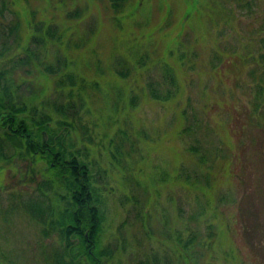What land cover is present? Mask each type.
I'll use <instances>...</instances> for the list:
<instances>
[{
    "label": "rangeland",
    "instance_id": "374dc122",
    "mask_svg": "<svg viewBox=\"0 0 264 264\" xmlns=\"http://www.w3.org/2000/svg\"><path fill=\"white\" fill-rule=\"evenodd\" d=\"M123 11L109 0H0V70L18 92L88 102L66 111L89 125L71 139L101 196L103 264H264V0H128ZM42 21L54 40L36 38ZM66 51L75 83L57 85L42 68ZM8 171L0 264H54L59 236L22 207L35 181Z\"/></svg>",
    "mask_w": 264,
    "mask_h": 264
},
{
    "label": "trees",
    "instance_id": "16d2710c",
    "mask_svg": "<svg viewBox=\"0 0 264 264\" xmlns=\"http://www.w3.org/2000/svg\"><path fill=\"white\" fill-rule=\"evenodd\" d=\"M127 1L109 0V4L114 13L126 17L123 8ZM224 18L229 20L228 17ZM40 26L43 30L36 38L41 41V37L45 40L50 36V39L54 40L57 36L55 26L43 21ZM59 39L60 36L57 37V40ZM25 50L30 51L28 48ZM66 54L67 51L63 52L64 57L58 60L56 66L47 64L42 68L46 72L60 75L58 77L55 75L57 85L64 80V77L68 79L69 84L75 83V75L66 72V64L63 63L68 59ZM220 54H222L221 51L216 54L217 59L220 58ZM24 58L21 57L19 60L23 62ZM170 70L167 68L165 71L168 76L172 75ZM4 74H6L5 68L0 70V177L6 169H9L13 171V176L22 172L21 182L35 181L34 191L24 201L22 207L35 221L45 222L47 229H43L44 234L55 232L59 236L63 251L55 253L54 264H85V262L86 264H103L104 259L110 257L111 252L108 247L100 246L101 196L94 184L91 163L71 139V132H80L82 129L85 132L89 131V125L81 121V115L69 114L66 111V109L82 107L83 104L88 103L86 98L78 92L81 95V101L75 108H73L71 96L69 97L72 102H64V96L59 97L61 100L59 102L50 100L32 102L31 97L26 98L23 93L18 92L16 81ZM79 80L82 84L83 79L79 78ZM256 87V99L264 97V85L260 83L256 84ZM72 88L67 90L71 93ZM171 91L167 89L163 99L168 98L172 94ZM61 94L63 92H60ZM151 94L155 98L162 96L155 93L153 89ZM258 103L259 101H254L255 106ZM42 104L47 107H43ZM105 136L108 137L106 133ZM87 137L91 138L90 135ZM78 140L83 141L82 138ZM121 142L120 139L119 146ZM117 150L120 152V149L117 148ZM19 161H23V165ZM41 162L44 163L42 168L38 166ZM188 183L195 182L188 180ZM71 236L77 239L76 244L70 242ZM184 242V248L187 244H191L189 238Z\"/></svg>",
    "mask_w": 264,
    "mask_h": 264
}]
</instances>
